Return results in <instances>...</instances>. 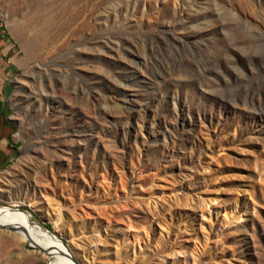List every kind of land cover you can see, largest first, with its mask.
Returning a JSON list of instances; mask_svg holds the SVG:
<instances>
[{
    "label": "rangeland",
    "instance_id": "1",
    "mask_svg": "<svg viewBox=\"0 0 264 264\" xmlns=\"http://www.w3.org/2000/svg\"><path fill=\"white\" fill-rule=\"evenodd\" d=\"M0 29V210L77 264H264V0H0ZM52 261L0 227V264Z\"/></svg>",
    "mask_w": 264,
    "mask_h": 264
},
{
    "label": "bare ground",
    "instance_id": "2",
    "mask_svg": "<svg viewBox=\"0 0 264 264\" xmlns=\"http://www.w3.org/2000/svg\"><path fill=\"white\" fill-rule=\"evenodd\" d=\"M233 216L236 217V214ZM0 225L7 227L16 225L15 227L19 228L20 230L18 231V234L30 242L33 241L35 247L40 248L48 253L52 257L53 264H77L73 258L70 257L66 249L63 247L64 244L60 240L59 241L63 245L56 239L48 238L46 234H49L51 237L53 236L50 233L44 231L40 226L29 222L24 214L17 211L0 210ZM33 232H39L42 235L44 234L45 238L51 240V243L49 242V244H46L44 240L40 244L37 243V241L31 237L33 236Z\"/></svg>",
    "mask_w": 264,
    "mask_h": 264
},
{
    "label": "crops",
    "instance_id": "3",
    "mask_svg": "<svg viewBox=\"0 0 264 264\" xmlns=\"http://www.w3.org/2000/svg\"><path fill=\"white\" fill-rule=\"evenodd\" d=\"M2 37L0 29V166L12 156V149L9 145L10 128L4 124L5 99L9 90V76L12 70L7 59L9 52Z\"/></svg>",
    "mask_w": 264,
    "mask_h": 264
},
{
    "label": "water",
    "instance_id": "4",
    "mask_svg": "<svg viewBox=\"0 0 264 264\" xmlns=\"http://www.w3.org/2000/svg\"><path fill=\"white\" fill-rule=\"evenodd\" d=\"M11 209H13V208H11ZM16 210H18V211H21L20 209H16ZM1 228H6V229H9L10 231H14V232H18V231H20L19 230V228H16V227H13V226H9V227H7V226H0ZM44 231H46L47 233H50L55 239H58L57 238V236L54 234V233H52L51 231H49V230H47V229H45V228H42ZM59 240V239H58ZM31 244L33 245V246H35V244H34V242L32 241L31 242Z\"/></svg>",
    "mask_w": 264,
    "mask_h": 264
}]
</instances>
